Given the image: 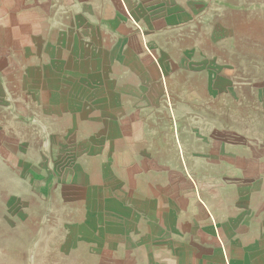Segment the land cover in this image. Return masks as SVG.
Wrapping results in <instances>:
<instances>
[{"label":"crops","instance_id":"crops-1","mask_svg":"<svg viewBox=\"0 0 264 264\" xmlns=\"http://www.w3.org/2000/svg\"><path fill=\"white\" fill-rule=\"evenodd\" d=\"M129 1L145 0H0V126L52 149L21 168L20 192L3 168L0 206L44 221L48 264H264V132L214 125L185 83L174 104L128 91L84 47L81 5ZM168 63L185 67H151ZM16 255L0 241V264Z\"/></svg>","mask_w":264,"mask_h":264},{"label":"rangeland","instance_id":"rangeland-1","mask_svg":"<svg viewBox=\"0 0 264 264\" xmlns=\"http://www.w3.org/2000/svg\"><path fill=\"white\" fill-rule=\"evenodd\" d=\"M81 6L84 47L106 64L104 74L118 77L128 91L142 95L151 84L157 98H172L171 92L185 83L187 90L197 88L200 106L211 113L214 125L235 123L255 134L264 132V0H145ZM179 58L185 67L168 63L162 72L151 67L155 60ZM85 91L89 97L95 90L88 86ZM94 105L88 100L89 108ZM42 120L46 129L54 126L48 115ZM22 129L16 121L0 126V172L6 167L14 170L16 178L8 182L14 192L24 189L19 179L26 174L21 168L50 162L42 150H52L49 139L41 144L31 134L21 140L27 137L20 134ZM19 208L17 202L12 211L9 208V217H14L7 226V210L0 206L2 245L16 246V264L32 259L48 264V258L57 255V237L46 233L43 220L20 218ZM27 249L32 252L25 254ZM66 264H77L76 259L66 255Z\"/></svg>","mask_w":264,"mask_h":264}]
</instances>
